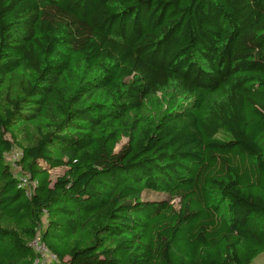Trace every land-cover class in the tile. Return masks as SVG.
Wrapping results in <instances>:
<instances>
[{"label":"trees","instance_id":"1","mask_svg":"<svg viewBox=\"0 0 264 264\" xmlns=\"http://www.w3.org/2000/svg\"><path fill=\"white\" fill-rule=\"evenodd\" d=\"M37 235L51 264L264 255V0H0V264Z\"/></svg>","mask_w":264,"mask_h":264},{"label":"rangeland","instance_id":"2","mask_svg":"<svg viewBox=\"0 0 264 264\" xmlns=\"http://www.w3.org/2000/svg\"><path fill=\"white\" fill-rule=\"evenodd\" d=\"M126 140H122L115 148V151L117 152L124 144H125ZM19 156V153H17L16 151L12 154H8L4 157V161L6 164L10 165L12 167L13 173L16 174L17 173V169L15 168V161L17 160ZM64 172L63 168H57V169H53L52 171H50V178L51 180H55L56 177L61 176ZM142 199L143 200H149V201H161V200H165L166 196L161 195V194H155V193H143L142 194ZM40 263L41 264H51L55 261L54 257H52V255L49 253H42L40 254ZM252 264H264V255H260L259 257H257L254 262Z\"/></svg>","mask_w":264,"mask_h":264},{"label":"built area","instance_id":"3","mask_svg":"<svg viewBox=\"0 0 264 264\" xmlns=\"http://www.w3.org/2000/svg\"><path fill=\"white\" fill-rule=\"evenodd\" d=\"M17 153H19V152H17ZM19 156H20V153H19ZM19 156H18V158H19ZM16 179H17V188L22 190L26 196H29L31 193V188L34 184L31 183L26 176H17ZM30 247L33 249V251L36 254H38L39 257H40V254H42L43 252L49 254L48 251L41 244L38 235L36 236L34 241L30 244ZM35 263L41 264L40 259L38 258Z\"/></svg>","mask_w":264,"mask_h":264}]
</instances>
